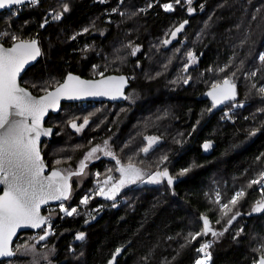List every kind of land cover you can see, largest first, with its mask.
Returning <instances> with one entry per match:
<instances>
[{"label": "trees", "instance_id": "16d2710c", "mask_svg": "<svg viewBox=\"0 0 264 264\" xmlns=\"http://www.w3.org/2000/svg\"><path fill=\"white\" fill-rule=\"evenodd\" d=\"M169 2L174 0H125L120 6L126 12L124 17L118 13L109 15L119 0L104 4L95 0H42L38 6L22 7L16 17L11 11L0 14V33H10L5 46L11 45L13 34L40 42L42 58L21 82L36 96L45 94L40 90L43 82L49 78L63 82L69 72L84 79H100L99 71H104L105 76L135 77L129 79L127 94L135 93L134 102L69 104L63 106L59 115L49 117L47 126L56 128L57 133L42 151L51 170L77 171L91 148L103 147L108 141L123 165L131 160L146 172L167 167L175 179L171 188L166 180L159 185H131L117 197V207L113 208L112 201L94 194L96 179L100 184L108 175L119 177L115 160L100 155L88 166L91 176L87 182L65 203L66 207H77L78 214L60 219L63 214L58 207L45 211L46 216L51 212L54 218L55 235L46 241L49 248L54 245L57 249L52 264H108L117 247L123 251L116 264H195L201 258L196 249L214 238L209 234L188 243V233L202 229L201 215L209 217L213 230L222 231L227 217L216 222L221 213L213 202L215 192L220 191L221 203H226L241 189L246 195L233 212L243 215L209 249L211 264H253L259 257L255 250L264 245V214L248 213L262 198V185L249 184L264 172V158L256 160L264 153V103L257 91L264 84V65L258 61L264 52V0H194L192 6L196 10L192 15L187 13L186 3L176 5L174 12H164L161 5ZM63 3H68L70 10L60 21H53L49 13L62 11ZM149 4L153 6L148 8ZM140 8L146 12L131 15ZM45 17L49 22L41 29L39 24ZM184 20L188 24L172 39L170 32ZM93 22L95 28L90 33L71 39ZM101 31L104 35L99 34ZM165 39L171 41L167 46ZM129 42L141 47L138 57H131L130 50L124 48ZM86 44L95 46V50L82 52ZM117 49L127 56L123 64L116 59ZM190 51L199 62L189 69L188 75L193 79L185 85L183 66ZM106 59L116 63L105 68ZM241 61L244 64L236 72L235 82L237 102H243L245 107L222 104L208 111L212 101L210 97L205 101L204 96L211 84L231 78ZM227 64L231 68L220 73L218 69ZM93 65L98 66L96 71ZM210 67L213 72L207 71ZM252 71H257V76L245 79L244 73ZM252 83L257 84V89H251ZM49 87L52 90L55 84ZM225 112L234 114L227 119ZM85 117L89 125L76 133L69 122L75 120L79 125ZM254 130L257 134L251 136ZM148 136L157 137L158 143L144 154L141 149L148 146ZM205 141L212 142L208 151L202 147ZM164 156L167 161H162ZM57 159L61 160L60 165L55 163ZM185 167L191 171L180 177L178 174ZM84 195L93 197L87 206L79 203ZM85 220L89 222L85 224ZM240 228L244 232L234 240ZM80 231L86 233L83 242L75 241V234ZM34 237L33 233L21 235L14 248L34 242ZM44 243L37 245L39 251H44ZM70 246L74 253L69 252ZM3 264L30 261L17 259Z\"/></svg>", "mask_w": 264, "mask_h": 264}, {"label": "snow or ice", "instance_id": "6c2138e0", "mask_svg": "<svg viewBox=\"0 0 264 264\" xmlns=\"http://www.w3.org/2000/svg\"><path fill=\"white\" fill-rule=\"evenodd\" d=\"M96 3L104 4L108 0H95ZM125 0H119L117 7L111 9V14H119L121 17L126 15L125 11L120 10V6L124 5ZM40 0H0V10L11 11L14 6L15 11H11L12 17L18 16L21 7L19 6H38ZM186 3L188 6L186 11L189 15L195 12V8L192 6L194 0H174V3H163L161 7L164 12L171 13L176 10V5H182ZM153 5L149 4L148 8ZM203 9V5H200ZM70 10L68 3L62 4V11L50 12L49 15L53 21H60L63 18V14ZM259 11V9H257ZM146 12V9L140 8L136 11H132L131 15L136 16L139 13ZM255 16L252 17L254 21ZM48 18L45 17L43 23L39 24V28L43 29L48 24ZM25 21V25H27ZM111 23V20L108 21ZM188 24V20H184L173 31L170 32L172 39L177 37L185 25ZM239 27V26H238ZM95 28V22L91 27H85L81 33H77L71 37L72 40L77 39V35L90 33ZM100 35H104L101 31ZM10 33L4 31L0 33V185H3V194L0 195V264L3 261H15L17 259H27L30 264H52V260L57 254V249L53 245L48 247L46 241L50 236L55 235L53 231V215L50 212L47 216L41 214V208L44 205H48L50 201H59L58 212L63 214L58 218L73 217L78 214V208L67 206L65 202L70 201L73 196V177L83 178L86 173L85 169L88 167L86 161L93 160L97 157V153L103 152L104 156L111 157L115 160L116 171L119 172V179H114L113 176L108 175L107 178L99 186L98 191L95 193L97 196L103 197L107 201H112V207H117V197L121 195L122 191L136 184H150L159 185L165 180L167 186L170 188L174 185L175 179L170 174L167 167L160 170L159 168L154 172H146L142 168L136 167L131 160L127 165H123L119 159L115 157L114 152L109 148L108 141H104L103 147L97 146L91 148L90 151L79 162V168L77 171L71 169H54L49 175H45V162L41 156L40 141L41 137H50L53 134L52 128H46L43 126V121L49 110H58L61 99L76 100L83 97H98L107 96L111 99L123 98L130 102H134L135 93L132 95L125 94V86L128 84L129 79H135V77H126L125 75H110L105 76L104 71H99L98 75L100 79H82L78 75H74L69 72L63 82L55 81L49 78L48 81L43 82L40 90L45 94L41 96H34L27 88L21 87L19 78L21 73L26 70V66L30 65L33 61L41 56L40 42L37 38L23 39L17 35H11V45L5 47V41L9 37ZM38 35V34H37ZM250 39L246 37L243 43H246ZM167 46L171 43L169 39L163 41ZM124 48L129 49V55L131 57H137L141 53V47L139 45L133 46L131 42L124 45ZM95 46L85 45L82 52L94 51ZM116 59L123 64L127 60V56L121 55L120 49L116 50ZM99 55V53H97ZM87 59V56L84 57ZM187 62L183 66L185 75L182 77L183 83L188 85L192 81V76L188 75L189 69L198 64V58L194 52L187 53ZM258 61L264 65V52H261L258 56ZM116 60L108 61L106 59L105 68L109 64H115ZM244 62L241 61L240 66H237L236 71L231 72V78L225 77L221 81H215L211 84L210 90L207 92V96L211 98L212 105L208 111L222 104H229L230 108L242 109L245 107L243 102H237L238 90L236 80V72L241 71ZM137 62L136 67H139ZM93 70L98 69L97 65H93ZM167 67V65H165ZM231 68V64H227L224 67H220L218 71L220 73L225 72ZM208 72L214 70L210 67ZM160 75V73H157ZM257 71L250 73H244V78L256 77ZM176 83V81H172ZM55 84V87L50 90V85ZM34 87L36 85H33ZM251 89H257V84L252 83ZM258 93L260 94V100L264 103V84L258 87ZM264 111V110H262ZM234 113L225 112L224 117L231 119ZM70 127L75 130L76 133H80L90 121L87 117L84 118L82 124H77L75 120L70 121ZM199 123V122H198ZM195 130V129H193ZM257 132L254 130L250 133L251 136H255ZM148 146L141 149L144 154L149 153L150 149L158 142V138L154 136L145 137ZM181 141H178V143ZM204 151H208L212 147L211 141H205L202 145ZM264 158V153L256 157L257 161ZM162 161H167L168 157L161 158ZM57 165L61 164V160L55 161ZM109 172L112 169L108 170ZM191 171L190 168L185 167L180 170L179 176L183 177ZM99 172L96 173L98 177ZM262 185L261 194L262 198L257 200L254 206L251 208L249 216L252 214H264V172H261L259 179L251 180L249 187L252 185ZM175 194V193H173ZM246 192L241 189L235 191L234 195L226 203H221L220 191L215 192L214 203L219 205V211L221 218L217 219V223L221 222V219L227 217L225 223L226 227L222 231L213 230L211 222L208 216L201 215L202 229L197 232H189L187 237L188 243H195L199 238L206 237L209 234L213 237L212 242L201 243L196 249L197 253L202 254L201 258L195 260V264H209L212 260V253L209 249L212 248L213 243L229 232V228L233 225V222L237 220V217L243 215L241 212H233V209L239 204L240 200L244 198ZM93 198L89 195H84L79 203L87 206L89 200ZM102 207V206H101ZM96 211H99L97 209ZM229 213H232L229 215ZM95 219V217H93ZM89 221L85 220V224ZM21 228L39 229L43 234L33 239L36 243H24L22 245L13 247V237L16 236L17 231ZM244 232L243 228L233 236V239H237L240 234ZM86 239V233L80 231L75 234V241L83 242ZM171 239V238H169ZM41 242L44 243V251H39L37 245ZM181 247H186L182 245ZM123 248L117 247L115 253L112 255L108 264H116L117 257L122 253ZM258 251V259L253 260V264H264V245L256 249ZM69 252L74 253V248L69 247ZM83 256V252L80 253ZM78 258V257H77ZM147 259V256L145 257Z\"/></svg>", "mask_w": 264, "mask_h": 264}, {"label": "water", "instance_id": "95a60500", "mask_svg": "<svg viewBox=\"0 0 264 264\" xmlns=\"http://www.w3.org/2000/svg\"><path fill=\"white\" fill-rule=\"evenodd\" d=\"M42 0H40L41 2ZM28 5H25V6H19V7H26ZM16 7L18 6H14L12 10L16 9ZM11 10V11H12ZM5 12H9V10H0V14H3ZM5 46V45H4ZM7 47V46H5ZM42 58V51H41V56H39L36 61H33L30 65L26 66V70L24 72L21 73V76L19 78V83H20V86L21 87H24L22 86V79L23 77L26 75V73L31 69L33 68L34 66H36L40 60ZM75 75V74H74ZM110 76V75H109ZM126 76V75H125ZM127 77V76H126ZM82 78V77H81ZM84 79V78H82ZM88 80V79H86ZM131 87V84H130V80L128 82V84L125 86V94L127 95L128 94V91ZM30 91V90H29ZM31 92V91H30ZM32 93V92H31ZM33 94V93H32ZM34 95V94H33ZM36 96V95H34ZM209 99V97L206 95L204 96V100L207 101ZM127 100H124L123 98H117V99H111L107 96H98V97H83L81 99H76V100H68V99H61L60 101V106H59V109L58 110H49V113L46 115V117L44 118V121H43V126L46 127V128H49V126H47V121L49 119L50 116H57L59 115L62 110H63V106L64 105H69V104H84V103H109V104H124ZM53 129V134L50 136V137H41V141H40V144H39V147H40V151H41V156L45 162V175H49L51 173V169L49 168V166L46 164V161H45V158H44V155H43V151H42V148H43V145L46 143V142H50L53 140L54 136L56 135L57 133V129L56 128H53V127H50ZM3 185H0V192H1V195L3 194ZM59 201H50L48 205H44L42 206L41 208V214L42 215H45V211L48 209V208H51V207H58L59 205ZM66 203V202H65ZM46 216V215H45ZM42 232L41 230L39 229H30V228H21L17 231V234L16 236L13 237V247L15 245V243L19 240V237L25 233H40ZM9 260H5L3 262H7Z\"/></svg>", "mask_w": 264, "mask_h": 264}, {"label": "rangeland", "instance_id": "374dc122", "mask_svg": "<svg viewBox=\"0 0 264 264\" xmlns=\"http://www.w3.org/2000/svg\"><path fill=\"white\" fill-rule=\"evenodd\" d=\"M158 143V142H157ZM157 143L153 146V147H155L156 145H157ZM152 147V148H153ZM151 148V149H152ZM91 150V149H90ZM89 150V151H90ZM103 154V152H99V153H97L96 155H97V157H99L100 155H102ZM98 158H94L93 160H89V161H86V163L88 164V166L90 165V163H92V161H94V160H97ZM78 168H79V166H78ZM85 173H86V175L83 177V178H81V177H73L72 179H73V196L75 195V193H76V190L78 189H80V188H82V186L87 182V180L89 179V177L91 176V174H90V170L88 169V167L85 169ZM96 176V175H95ZM97 177V176H96ZM113 178L115 179V176H113ZM116 179L118 180L119 179V177H116ZM102 182L103 181H101V183L99 184V182L97 181V179H96V192L98 191V188H99V186L100 185H102ZM128 188V187H127ZM127 188H125V189H127ZM124 189V190H125ZM95 192V193H96ZM94 193V194H95ZM72 196V197H73ZM99 197H101V196H99ZM102 199H104L103 197H101ZM72 199V198H71ZM105 200V199H104ZM47 213V212H46ZM45 213V214H46ZM32 241H34L35 242V240L34 239H32ZM34 242H31V243H34ZM22 244V243H21ZM21 244H19V245H21ZM19 245H17V246H19ZM212 261V260H211Z\"/></svg>", "mask_w": 264, "mask_h": 264}, {"label": "built area", "instance_id": "2783aa9c", "mask_svg": "<svg viewBox=\"0 0 264 264\" xmlns=\"http://www.w3.org/2000/svg\"><path fill=\"white\" fill-rule=\"evenodd\" d=\"M53 208H55V207L48 208L46 211H52ZM33 234H35V237H38L39 235H41V234H43V233L40 232V233H33ZM201 256H202V254H201ZM209 264H211V261L209 262Z\"/></svg>", "mask_w": 264, "mask_h": 264}, {"label": "bare ground", "instance_id": "6f19581e", "mask_svg": "<svg viewBox=\"0 0 264 264\" xmlns=\"http://www.w3.org/2000/svg\"><path fill=\"white\" fill-rule=\"evenodd\" d=\"M138 57V56H137ZM141 63V62H140Z\"/></svg>", "mask_w": 264, "mask_h": 264}]
</instances>
